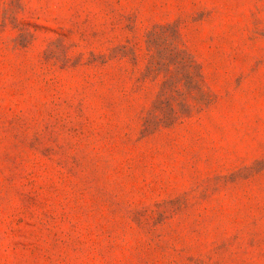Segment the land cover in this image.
<instances>
[{
  "label": "rangeland",
  "instance_id": "obj_1",
  "mask_svg": "<svg viewBox=\"0 0 264 264\" xmlns=\"http://www.w3.org/2000/svg\"><path fill=\"white\" fill-rule=\"evenodd\" d=\"M0 264H264V0H0Z\"/></svg>",
  "mask_w": 264,
  "mask_h": 264
}]
</instances>
